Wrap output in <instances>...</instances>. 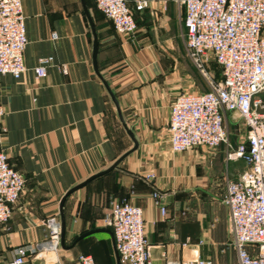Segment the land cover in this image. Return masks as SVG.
<instances>
[{
    "label": "crops",
    "instance_id": "1",
    "mask_svg": "<svg viewBox=\"0 0 264 264\" xmlns=\"http://www.w3.org/2000/svg\"><path fill=\"white\" fill-rule=\"evenodd\" d=\"M138 1L128 0L137 22L131 35L118 33L95 0L88 3L99 36L100 71L138 147L118 169L68 196L66 244L93 228L111 229L105 217L111 201L118 200L143 209L154 264L197 256L234 264L237 252L223 198L227 180L237 179L246 168L235 170L238 162L228 158L229 146L171 149L173 101L185 92L207 91L209 83L187 52L184 5L179 0H146L139 11ZM22 5L27 70L20 78L0 77V137L10 164L26 184L11 218L0 224V264H8L19 246L45 240L47 220L59 215L67 190L111 166L134 145L94 70L93 36L80 0H22ZM48 56V73L38 77L33 68ZM156 192L166 214L155 202ZM112 233H91L61 251L91 254L98 264H116ZM97 239L104 240L102 247ZM26 264L44 263L41 255H33Z\"/></svg>",
    "mask_w": 264,
    "mask_h": 264
},
{
    "label": "built area",
    "instance_id": "2",
    "mask_svg": "<svg viewBox=\"0 0 264 264\" xmlns=\"http://www.w3.org/2000/svg\"><path fill=\"white\" fill-rule=\"evenodd\" d=\"M185 8L187 52L209 83V90L179 94L171 105L170 146L175 152L195 147L215 149L228 141L226 121L235 113L246 124V137L235 148L229 143V159H242L247 168L226 182L223 202L228 207L232 246L238 264H264V0H179ZM115 30L131 35L137 22L128 0H95ZM147 6L139 0L136 9ZM54 38L57 34H52ZM28 45L22 0H0V77L20 78L27 70ZM214 58L222 78L215 80L208 65ZM51 57H42L33 68L38 77L48 73ZM4 110L0 104V117ZM262 118V122H261ZM24 175L14 168L0 137V224L7 222L25 188ZM162 214L166 206L155 193ZM112 229L121 264H154L145 233L143 209L126 201L112 200L105 217ZM45 240L19 246L8 264H26L29 256L41 255L44 264H62L59 215L48 218ZM54 254L50 257L48 254ZM45 255V257H44ZM56 256V257H55ZM78 264H98L91 254H80ZM168 264H214L197 256Z\"/></svg>",
    "mask_w": 264,
    "mask_h": 264
},
{
    "label": "water",
    "instance_id": "3",
    "mask_svg": "<svg viewBox=\"0 0 264 264\" xmlns=\"http://www.w3.org/2000/svg\"><path fill=\"white\" fill-rule=\"evenodd\" d=\"M81 5H82V10L84 12V14L87 17L88 23L90 25L91 28V32H92V36H93V53H92V62H93V66H94V70L96 72V74L99 76V78L102 80V82L104 83L109 95L111 96L116 108H117V112H118V116L119 119L124 127V129L126 130V132L129 134V136L131 137V139L134 142V145L131 149H129L127 152H125L122 156H120L111 166H109L108 168L97 172L96 174H93L92 176L88 177L86 180L80 182L79 184H76L75 186L71 187L70 189L67 190V192L63 195V197L60 200V204H59V217H60V222H61V234H60V245L62 248L64 249H71L72 247L75 246V244L82 239L83 237L97 232V231H107L112 233L111 229L108 228H93L91 230H88L84 233H82L81 235H79L74 242L71 245H67L66 244V217H65V203L66 200L68 198V196L76 191L77 189H79L80 187H82L83 185L89 183L90 181H92L93 179H95L96 177H99L101 175H104L112 170L118 169L119 168V164L120 162L129 154L131 153L133 150H135L138 147V139L136 138L133 130L128 126V124L126 123V121L124 120V117L122 115V111H121V107L118 101V98L115 94V92L112 90L110 84L108 83V81L104 78V76L102 75L100 68H99V64H98V54H99V50H100V42H99V36H98V32H97V27H96V23L93 19L92 13L90 11V8L88 6V3L86 0H80ZM113 234V233H112ZM114 236V235H113ZM113 246H114V250H115V256H116V264H121L120 262V255L116 246V241L115 238L113 239Z\"/></svg>",
    "mask_w": 264,
    "mask_h": 264
},
{
    "label": "rangeland",
    "instance_id": "4",
    "mask_svg": "<svg viewBox=\"0 0 264 264\" xmlns=\"http://www.w3.org/2000/svg\"><path fill=\"white\" fill-rule=\"evenodd\" d=\"M88 3H92V0H88ZM92 5V4H91ZM93 8V6H92ZM208 70L209 73L212 74V76L215 78V80H220L221 79V71L219 69V67L217 66V64L212 60L211 62H209L208 65ZM259 114H264V104L263 106H261L258 110ZM261 122H262V118H261ZM263 122H264V118H263ZM226 126L228 129V141L222 143L219 147H228L229 143L230 144H236L238 145L241 141L245 140L246 137V124L244 122V120L239 117L237 114L233 117L228 116L227 121H226ZM215 148V149H217ZM237 165L235 167V170H243L245 168H247V163L245 161H243L242 159H238L237 160ZM96 241L99 242V246L104 242L103 239H97ZM46 255L48 254L50 257H52V255L54 256V254H49L48 252L45 253ZM61 255V261H63V264H78L77 262V256L79 255L78 253H70V254H66L64 251H61V249L58 252V256ZM235 252L233 251V258H234V264H238V260H235ZM45 257V255H44ZM56 257V256H55ZM60 260V259H59ZM215 264V262H214ZM219 264V263H218Z\"/></svg>",
    "mask_w": 264,
    "mask_h": 264
}]
</instances>
